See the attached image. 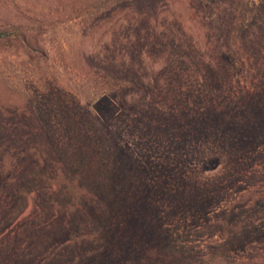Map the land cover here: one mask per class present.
Instances as JSON below:
<instances>
[{
  "label": "trees",
  "instance_id": "1",
  "mask_svg": "<svg viewBox=\"0 0 264 264\" xmlns=\"http://www.w3.org/2000/svg\"><path fill=\"white\" fill-rule=\"evenodd\" d=\"M104 1L137 0L78 6ZM22 17L0 15V45L42 51ZM244 21L189 73L97 75L75 111L0 72V264H186L167 223L223 200V229L251 216L220 196L264 154V2ZM213 163L223 177L197 174ZM32 202L43 225L21 219Z\"/></svg>",
  "mask_w": 264,
  "mask_h": 264
},
{
  "label": "rangeland",
  "instance_id": "2",
  "mask_svg": "<svg viewBox=\"0 0 264 264\" xmlns=\"http://www.w3.org/2000/svg\"><path fill=\"white\" fill-rule=\"evenodd\" d=\"M89 1L0 0V15L23 16L26 27L40 33L44 47L27 51L18 44L0 45L2 75L27 81L52 96L60 109L75 111L79 97L90 94L97 75L189 73L187 66L215 57L209 48L224 43L214 36L220 28L238 31L252 3L264 2L137 0L100 2V10L78 6ZM192 67L198 75V68ZM247 160L249 170L241 177V187L235 192L224 189L220 196L231 199L228 206L251 208V216L242 212L231 222V231L223 229L226 219L217 214L226 204L223 200L211 213L193 217L189 212L167 223L170 242L179 255H185L186 264H264V154L253 153ZM223 171L219 163H213L197 174L223 177ZM40 213L39 203L32 202L21 219L32 218L43 225Z\"/></svg>",
  "mask_w": 264,
  "mask_h": 264
}]
</instances>
